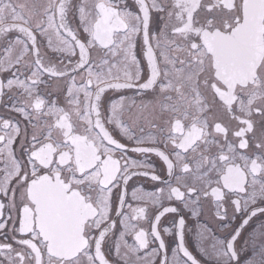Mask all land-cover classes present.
Instances as JSON below:
<instances>
[{
  "label": "snow or ice",
  "instance_id": "snow-or-ice-1",
  "mask_svg": "<svg viewBox=\"0 0 264 264\" xmlns=\"http://www.w3.org/2000/svg\"><path fill=\"white\" fill-rule=\"evenodd\" d=\"M0 264H264V0H0Z\"/></svg>",
  "mask_w": 264,
  "mask_h": 264
},
{
  "label": "flooded vegetation",
  "instance_id": "flooded-vegetation-1",
  "mask_svg": "<svg viewBox=\"0 0 264 264\" xmlns=\"http://www.w3.org/2000/svg\"><path fill=\"white\" fill-rule=\"evenodd\" d=\"M129 3H131V0H129ZM128 95H133V93H132V92H129ZM145 186H146L148 189H151V188H152L151 183H146ZM189 240H190V242H191V237H189Z\"/></svg>",
  "mask_w": 264,
  "mask_h": 264
}]
</instances>
